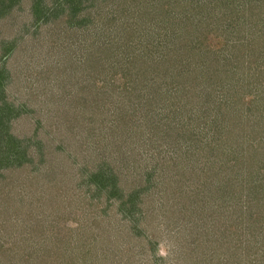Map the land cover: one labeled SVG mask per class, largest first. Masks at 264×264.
Here are the masks:
<instances>
[{
    "label": "rangeland",
    "instance_id": "1",
    "mask_svg": "<svg viewBox=\"0 0 264 264\" xmlns=\"http://www.w3.org/2000/svg\"><path fill=\"white\" fill-rule=\"evenodd\" d=\"M173 1L92 0V10L88 8L86 10L93 16L99 15L98 20H102L104 17L105 23L104 27L96 28V25L94 28L87 27L86 38L82 28H70L68 19L64 16L65 13L59 14L58 18L48 19L46 24H39L42 22L43 16L39 15L41 18L37 17L36 19L32 12L33 4L39 0H22L9 13L0 17V74L10 76V82L13 79L12 84L5 87V92L7 93V110L11 116H16L9 128L18 138L31 136L37 138V140L34 139V148L28 151L31 152L33 159L25 164L24 172L19 171L15 181L8 185V188L12 190L10 194L16 195L14 200L16 198L18 200L22 190L20 187L23 186L21 182L28 181L26 188L31 204H28L24 210L29 219L28 226L32 224L31 218L36 220L42 216L49 220L48 222L44 221L48 223L47 228L50 227V217L62 219L60 222L68 224L70 227H82L83 234L80 239L86 238L89 243H93V249L95 248L91 251V257H88L91 264H208L195 260L196 263L191 260L192 257L181 252L179 245L181 244L186 251L191 250L186 248V242L188 246H192L190 242L193 237L187 234L186 229L193 230L191 227L193 221L199 220L196 212L191 211L192 206H195V209H200L203 200L202 193L199 192H202L203 188L207 190L206 187L209 185L207 182L206 185L201 183L197 185L192 177V181L189 183L193 190L198 187L194 196L199 199L194 197V200L190 202L186 194L180 190L181 184L179 185V181L175 179L178 177L176 167L179 165L178 163L184 161L177 148L178 141L175 138L178 136L179 129L173 130V124L178 128L187 127L186 120L173 114V107L168 106L170 101L167 100L158 103L164 105L162 107H152L144 100L134 98L132 101H127L128 108H116V102L120 103L121 100H117L108 88L110 74H114L112 83L119 87L123 83L125 84V79L129 78L128 69L134 73L142 71L144 77H146V71L150 73L152 69L163 73L172 72L171 63L162 62V59L173 56V45L168 42L171 38L168 39V35L163 36L162 34L171 25L169 19L167 18V25L161 28V33H158L159 29L157 28L158 32L153 37L152 43H150L152 48L149 50L147 43L138 37L139 33L145 32L146 26L156 25L152 15L163 6L167 13L170 12V20L173 21ZM202 1L212 2L213 0ZM234 1L236 2H231L228 6L233 9L231 12L219 11L218 13H224L226 21L236 23L235 32L229 33V36H234L237 31L239 35H242L245 29L248 31L247 36L251 35L257 38L258 31L253 33L255 31L251 29V26L260 27L264 15L259 12H264V10L254 13L256 12L254 6L252 11L241 12V8H237L235 5L238 0ZM43 2L44 5L58 4L60 0H42ZM89 2H86L85 5ZM185 2L188 3V0H180V5H184ZM256 2L257 0L255 2L251 0L252 4H256ZM239 3L243 4V0H240ZM125 4L127 5L126 9H122L123 11L119 14L115 12L117 7L121 9ZM211 4L207 3L206 6H214V14L220 10L219 4H223L222 7H225L223 0H215ZM79 10L77 15L78 18H81L84 10L82 8ZM176 10L180 11L179 14H175L176 18L184 20L182 8L178 7ZM50 11L48 9V15ZM106 11L111 12L114 18ZM148 14H151L149 16L152 22L147 19ZM230 14L235 16L229 17ZM126 17H130L131 21L128 20L130 21L126 26L128 28L123 29L121 25ZM134 20L137 21V24L134 23ZM130 27L134 29L135 34H127L132 32ZM221 28L229 30L225 22ZM97 30L105 33L99 35ZM137 30L139 31L137 32ZM132 34L133 36L139 35L133 41L132 38L131 41H128L130 40L128 36L132 37ZM94 46L98 49H95ZM223 50L226 52L225 49ZM83 54H85L84 58ZM87 56L88 61H86ZM251 56L249 61L253 66V60L257 57L253 53ZM259 56L261 57L257 59L254 66L264 59V50ZM81 59L83 62H78ZM113 62H117V64L112 66ZM185 63L187 72L195 67L194 62ZM100 64L104 68H100ZM241 66L246 67V64L242 63ZM250 74L254 73L250 72ZM245 78L256 79L247 74ZM146 79V85H154L158 80L165 81L161 77ZM168 81H171V78ZM0 93L4 92L0 89ZM96 93H100L105 99L99 102L95 96L93 101V96ZM135 94L138 96L137 91ZM139 96L155 98L152 94H143L140 91ZM132 97H135L134 93H132ZM200 110L202 113L205 111L204 109ZM18 114L21 116L17 118ZM119 117H124L123 121L122 119L120 121ZM240 120L242 119L239 117L237 123ZM241 124H244V121ZM241 124H237V127ZM201 125L205 124L201 123ZM234 130L230 129V133L228 131L223 133L226 134L223 143H216L219 148H223L222 151L226 149L225 145L231 140ZM241 132H238L239 136ZM38 140H41V146H37ZM198 150L199 154L196 153L197 151L194 154V164L197 170L206 167L205 175L212 171L206 178L210 176L212 178L209 179L215 180L216 178L218 182L222 183L231 177V168L236 169V167L232 166L227 158L223 160L225 156L230 157L228 155L231 152H224L225 156L222 152L217 153L215 144L207 146L205 150L200 148ZM208 151L210 155H208ZM38 152L42 153V156ZM39 157L43 161H40ZM40 162H44V164ZM237 165L241 166L242 163ZM210 167L213 169L210 170ZM218 169L222 176H218L216 172ZM246 169L248 168L245 167ZM101 171H105L104 174L109 173L114 181H119L116 186L122 189L123 195L127 190V192H132L135 197L136 194L141 196V198L137 196V200H135L140 207V212L137 213L139 214L138 219L137 217L127 219L125 221L126 228H122V225L117 227L120 232H116L113 228V225L118 224L114 219L119 215L117 206L119 197L111 196L110 193L107 198L106 195L100 196L97 191H94V188L86 185V179L91 176L92 172ZM41 173L52 177L53 174L57 176L55 177L57 179L55 180L57 181L56 190L59 194L57 197L67 199L63 203L64 209L60 204L54 205V202L57 201H54L52 195L47 191L48 186H53L54 180H51V177H45L41 182L35 179ZM200 173L203 174V171ZM213 173L215 177H213ZM198 176L200 175L198 174ZM181 179L183 178L181 177ZM146 183L151 187L145 195L146 191L143 188ZM186 187H190V184ZM117 192L119 191L117 190ZM160 193L163 195L161 198H159ZM196 193H198L197 196ZM174 195L180 201L178 204ZM18 204V201L13 203V205ZM163 204L165 208H162ZM129 207L131 208L130 203ZM55 208L60 210L57 213H52ZM239 208L240 204L232 202L231 211L229 209L223 215L225 223L230 224L233 228L237 226L239 218L241 219L244 215V208L242 210ZM184 210H186V214ZM209 215L216 217L217 214L211 212ZM176 217L178 218L176 219ZM180 218H185L186 221ZM100 219L102 220L101 225L104 224L107 230L97 228L95 222ZM51 221L53 224L56 222L54 218H51ZM18 224L20 227L24 225L22 221ZM19 226L16 225L14 228L20 229L22 233L23 230ZM84 226L85 228H83ZM29 230L26 232L28 236L31 233V236L35 238L39 234V232L36 234L31 231V228ZM244 231V236L248 238L250 233H246L248 231L246 229H243L241 233ZM95 233H100L97 235L96 241L93 238ZM260 233L255 232L257 237L250 236L249 241L250 246L253 242H257L258 248L262 250L264 246L259 236ZM177 240H180L179 244H176ZM61 244H64V241L58 246ZM240 246L243 247L239 251L242 257L240 256V260H234L230 264H264V257L263 259L255 258L252 254L254 258L248 259V251L244 244ZM214 249L201 252L202 249L198 247L195 255L201 256L205 252L207 255ZM95 253L98 255L97 258L92 257ZM223 263L221 261L218 264Z\"/></svg>",
    "mask_w": 264,
    "mask_h": 264
},
{
    "label": "trees",
    "instance_id": "2",
    "mask_svg": "<svg viewBox=\"0 0 264 264\" xmlns=\"http://www.w3.org/2000/svg\"><path fill=\"white\" fill-rule=\"evenodd\" d=\"M21 1L22 0H0V17L5 13H9ZM88 1L90 2L85 5ZM223 1L225 7H222L223 4H219L220 10L214 14V6L210 7L206 5L207 3L211 4L215 2V0L212 2L188 0V3L185 2L184 5H180V0H174L173 21L170 20V12L167 13L166 9H164L165 6H163L152 15V19L156 21V25L152 27L151 24H149L146 26L147 29L145 32L141 31L143 33H139L140 36L138 38L147 43L149 50L152 48L150 43H152L153 37L158 32L157 28L159 29L158 33H161V28L167 25V18L169 19L171 25L169 29L162 34L163 36L168 35V39L171 38L168 42L173 45V56L162 59V62H167V64L170 62L171 66H173V73H163L152 69L150 73L146 71V77H144L142 71L134 73L132 70L128 69L129 78L125 79V84L123 83L121 87L112 83L114 74H110L111 77L108 79V88L112 91V94L117 100H121L120 103L118 101L116 102V108H128L129 103H127V101H132L134 98L137 100H144L152 107H162L164 105L161 103L167 100L170 101V105L168 106L173 107V114L186 120L187 127L178 128L173 124V130L175 128L177 130L179 129L178 136L175 138L178 141L177 148L180 150L181 157L184 161L178 163L179 165L176 167V169H178V177L175 179L179 181V185L181 184L180 190L186 194L190 202L194 200V195L198 188L192 189L191 183H189L192 181V177H194L197 185H200V183L206 185V182L207 184L209 183V185L206 187L207 190L203 188L202 192L198 191L202 193L201 196L203 200L200 209H195L196 207L192 206L193 209L191 211L196 212L195 214L198 215L199 220L193 221V224L190 223L192 224L191 227H193V230L186 229L187 234L193 237L190 242L192 246H188L186 242V248H190L191 250L186 251L183 246L179 244L180 240H177L176 244L180 245V250L183 254L185 253L187 256L192 257L191 260L208 264H218L221 261L224 262L223 264H230L234 260H240L241 254L239 251L243 249L240 245L243 244L248 251V259H253L254 256L260 259L264 257V248L262 250L259 249L257 242H253L250 246L249 241L250 236L254 238L257 237L254 234L255 232H261L259 236L264 246V223H262L264 222V59L254 66L257 59L261 57L259 54H262L264 50V18L259 28L256 25H254V27L251 26V29L255 31L253 33L258 31V34H256L258 35L257 38L251 35H248V37L246 34L248 31L245 29L242 35H239L236 30L237 33L230 37L229 33L235 32L236 23L226 21L224 13H218L219 11L231 12L233 9L228 6H230L231 2L236 1ZM239 1L240 0H238L235 5L237 8H241V12H245V10L252 11V7L254 6L256 7V12L254 13L264 10V0H257L256 4H252L251 0H243V4H240ZM91 2L92 0H60L58 4L51 3L44 5V2L42 3V0H39V2L33 4L32 12L36 19L37 17L38 19L41 18L39 15L43 16V20L39 24H46L48 19L52 17L58 18L57 16L59 14L65 13L64 16L67 17L70 28H82V32H84L86 38V32L88 31L87 27L94 28L95 25L96 28L104 27L105 23L104 17H102V20H98L99 15L93 16L86 10V8L92 10ZM252 2H255V0H252ZM79 7L84 10L82 13L83 17L81 18H78L77 15V12L80 11ZM178 7H181L184 11V20L183 18H176L175 16V14L180 13V11L176 10ZM126 8L127 5L125 4L121 9L117 7L115 12L119 14V12L123 11L122 9ZM48 9L51 10L49 15ZM106 13L111 14L114 18L111 12L106 11ZM260 13L264 15V12H259V14ZM149 15L151 14H148L147 19L151 21ZM231 15L233 14H230L229 17ZM128 20H130V17L124 18V23L121 25L123 29L128 28L126 27L127 23L131 21ZM223 22L228 25L229 30L227 28H221ZM134 23L137 24V21L134 20ZM106 28L108 29V27ZM129 29H131L132 32H128L127 34H135L132 27ZM220 29H222V32H220ZM138 31L139 30H137V32ZM168 31L169 34H167ZM97 32L99 35L105 33L101 30H97ZM133 34L132 37L128 36V38H130L128 41H131V38L133 41L135 37L139 35L133 36ZM106 36L110 37L108 35ZM222 45L224 46L220 47ZM95 49L98 48L95 47ZM223 49H225L226 52ZM251 53L257 57L253 60V66L252 62L249 61V58L252 57ZM84 55L85 54H83V58L85 57ZM80 61L83 62L82 59L78 62ZM86 61H88V56ZM185 62H194L195 67L189 69V72H187ZM242 63L246 64V67L241 66ZM111 64L113 66V64L116 65L117 62ZM102 67L103 65L100 64V68ZM250 72L254 74H250ZM246 74L256 79H246ZM148 77H161V79H165V81L162 82V80H158L155 81L154 85H146L145 82ZM170 78L171 81H168ZM10 79V76L0 74V89L4 92L3 94L0 93V264H91V262L88 261V257L95 248L93 249V243H89L86 238L80 239L83 234L82 227H70L68 224L60 222L62 219L50 217V227L47 228L46 226L48 223L44 221L48 222L49 220L42 216L36 220L31 218L32 224L28 226L27 221H29V219L26 213H24L26 206L31 204V202H29L30 195L26 188L28 181L25 182L26 180H23L21 182L23 186L20 187L22 190L20 191L18 200H16L17 198L14 200L16 195L12 196L10 194L12 190L8 188V185L15 181L16 174H19V171L24 172L25 164L33 159L31 157V152L28 151L34 148L33 143L36 138L32 136L29 138H18L9 128V125L16 117L11 116V113L7 110V93L5 92V87L12 84L13 79L11 82ZM151 81L153 80L151 79ZM136 91L138 96L135 94ZM139 91L143 94H152L156 99L149 96H139ZM132 93H134L135 97H132ZM95 96L99 102L105 99L100 93H96L93 96V101ZM159 102L161 103L158 104ZM200 109L205 110V115ZM255 111L256 114L254 115ZM123 114L125 115V113ZM202 115L204 117L203 119ZM19 116H21V114H18L17 118ZM239 117L242 120L237 123ZM118 119L120 121L122 119L123 121L124 117H119ZM243 121L244 124H241ZM201 123L205 125L203 126ZM237 124L241 125L237 127ZM230 129H235L231 134L232 138L230 140L233 142L231 143L229 141V143L225 145L226 149L222 151L223 148H219L216 143H223L226 135L223 133L227 131L230 133ZM240 131L242 132L239 136L238 132ZM36 144L37 146H41V140H38ZM214 144L217 153L222 152L225 156L227 151L228 153L231 152V154L228 155L231 158L225 156L223 160L227 158V161L231 162V165L236 167V169L231 168V177L227 178L222 183L218 182L216 178L215 180L209 179L212 178L210 176L206 178L212 171L205 175L204 171L206 167L203 169L198 168L197 170L194 164V154L196 151L197 154L200 152L198 148L205 150L207 146ZM38 153L42 156V153ZM39 154H37V156H39ZM208 155H210L209 151ZM39 159L43 161L41 157H39ZM40 163L44 164V162ZM238 163H242V165L238 166ZM245 167L248 169L245 170ZM212 169L213 167H210V170ZM202 171L203 174L200 173ZM104 172L105 171L92 172L91 176L86 179V185L94 188V191H97L100 196L106 195L107 198L108 193H110L111 196L115 195L119 197L117 203L119 215L114 219L118 224L113 225V228L116 232H120L117 227L122 225V228H126L125 221L127 219L136 217L138 219L139 214L137 213L140 212V207L135 200H137V196L140 198L141 196L140 194H136L135 197L132 192H127V190H125V195H123L122 189L116 186L119 181H114L109 173L104 174ZM216 172L218 176H222L219 169ZM214 173L213 177H215ZM198 174L200 176H198ZM45 177H51V180H54L53 186L47 187V191L52 195L54 201H57H53L54 205L60 204L64 209L65 206L63 203L67 199L57 197L59 196L56 190L57 181H55L57 180L55 178L57 176L53 174L52 177L41 173L37 175L35 179L41 182ZM181 177L183 179H181ZM189 184L190 187H186V185ZM150 187L151 185L148 183L144 185L143 190L146 191L145 195L149 192ZM6 188L8 189L6 190ZM123 189L125 188L123 187ZM117 190L119 192H117ZM150 195L152 196L151 193ZM197 195L198 193H196V196ZM161 196L163 195L160 193L159 198H161ZM175 200L177 204L180 202L177 197H175ZM16 201H18L19 204L13 205ZM232 202L240 204L239 210L244 208V215L241 219L239 218L235 228L231 227L230 224L227 225L223 217L229 209L231 211ZM129 203L131 204V208L129 207ZM48 205L50 206L49 202ZM205 207L206 209H204ZM162 208H165L164 204ZM59 210L60 209L55 208L52 210V213H57ZM211 212L217 214L216 217L209 215ZM184 213H187L186 210H184ZM206 217H208V219H206ZM51 218H54L56 221L54 224ZM177 218L178 217H176V219ZM180 219L186 221L185 218ZM232 220H234V218H232ZM21 221L24 223L22 227L18 224ZM101 223V219L95 222L97 228L104 229V231L107 230V227L104 224L101 225ZM238 223L240 224L238 225ZM16 225L22 228V233L20 229L14 228ZM262 227L263 229H261ZM29 228L36 234L39 232L37 237H32L31 233L29 236L26 235V232L30 231ZM83 228H85V226ZM243 229L248 230L246 233H250L248 238L244 236L245 231L241 233ZM95 234L93 238L96 241L97 235L100 233ZM63 241L65 245L61 244L58 246V244ZM198 247L202 249L201 252L215 249L210 254L205 255L207 253L205 252V254L203 253L201 256H197L195 252ZM259 254H261V256H259ZM92 257L97 258L98 255L95 253Z\"/></svg>",
    "mask_w": 264,
    "mask_h": 264
}]
</instances>
